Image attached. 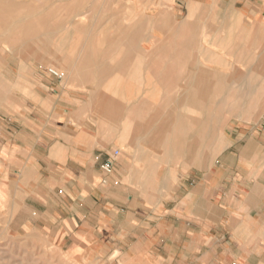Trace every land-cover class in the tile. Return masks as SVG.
<instances>
[{
	"label": "rangeland",
	"instance_id": "1",
	"mask_svg": "<svg viewBox=\"0 0 264 264\" xmlns=\"http://www.w3.org/2000/svg\"><path fill=\"white\" fill-rule=\"evenodd\" d=\"M196 1L0 0V264H159L153 252L126 261L119 248L92 251L68 237L61 240L49 224L54 202L43 194L50 172L40 163L29 170L32 156L24 147L39 124L108 135L105 157L119 148L118 159L127 157L143 183L136 189L150 196L166 168H173L176 181L177 173L192 172L197 186L201 171L210 174L224 148L245 146L251 127L264 117L262 85L248 83L243 68L228 76L213 71L223 63L209 40L213 10L200 9ZM81 13L86 21L76 20ZM68 19L73 25L61 30ZM140 26L145 37L129 48ZM47 66L59 68L63 80L48 75ZM197 74L204 79L198 81ZM193 85L229 88L205 93L207 103L215 98L229 106H196L188 96ZM200 126L205 150H197ZM119 129L125 135L118 137ZM131 137L138 150L129 147ZM69 174L55 171L63 183L69 184ZM120 183L115 167L109 194L117 195L113 186ZM60 188L61 196L69 194L64 184ZM235 188L236 197L245 195ZM216 191H206L209 207L221 205Z\"/></svg>",
	"mask_w": 264,
	"mask_h": 264
},
{
	"label": "crops",
	"instance_id": "2",
	"mask_svg": "<svg viewBox=\"0 0 264 264\" xmlns=\"http://www.w3.org/2000/svg\"><path fill=\"white\" fill-rule=\"evenodd\" d=\"M196 2L200 9L213 10V19L207 22L213 37L208 36L223 62L213 71L228 76L245 69L244 74L257 77L253 79L255 87L262 85L264 101V0ZM201 70L205 72L204 67H198L197 71ZM202 89L193 85L188 92L196 106L219 104L215 98L214 103H207ZM29 123L35 130V121ZM199 130L197 150H205L204 127ZM118 133V137L125 135L121 129ZM28 135L24 149L32 156L29 170L40 163L51 175L43 194L48 203L54 202L49 224L61 240L68 237L92 251L119 248L126 261L153 252L159 264H264V117L251 127L245 146L224 148L211 173L201 171L197 186L190 180L192 172L177 173L176 181L173 168H166L159 190L150 196L136 189L143 183L134 165L127 164V157L116 161L121 183L113 186L117 195L109 194L112 188L102 182L99 166L108 135L78 130L64 133L44 124ZM129 147L138 150L132 137ZM242 151L248 155L244 157ZM57 170L70 172L69 184L62 182L61 175L55 176ZM239 170L243 174L238 176ZM63 184L69 194L61 196ZM209 186L220 194V206L213 202L209 207ZM50 187L58 188L59 193ZM235 187H241L245 195L236 197ZM190 202L196 205L190 207Z\"/></svg>",
	"mask_w": 264,
	"mask_h": 264
},
{
	"label": "bare ground",
	"instance_id": "3",
	"mask_svg": "<svg viewBox=\"0 0 264 264\" xmlns=\"http://www.w3.org/2000/svg\"><path fill=\"white\" fill-rule=\"evenodd\" d=\"M113 2V1H112ZM121 4V3H120ZM7 5H9V4H7ZM16 5V4H15ZM15 5H14V3H12V4H10V7L11 8H14L15 7ZM118 5V4H117ZM112 6V5H111ZM9 8V7H8ZM197 8V7H196ZM112 9V8H111ZM112 12H113V10H112ZM115 13V12H114ZM116 14V13H115ZM132 15V14H131ZM137 15V14H136ZM77 21H86L87 20V15L85 14V13H81V14H77ZM144 16V15H143ZM145 20V19H144ZM166 20V19H165ZM133 21V20H132ZM146 21V20H145ZM140 22H142V21H140ZM139 23V22H138ZM67 24H69V25H67ZM70 25H73V20L72 19H68L67 21H65L64 23H61V30H63V29H69V27H70ZM140 25H142V23H140ZM138 26V25H137ZM135 27V26H134ZM164 27V26H163ZM169 27V26H168ZM183 27V26H182ZM25 28H27V30L30 32L32 29H31V25L30 24H27V25H25ZM143 27H139L137 30L135 29V30H133L136 34H135V36L133 37V43H131V42H129V48H131V47H135L133 44H136V47H138V43L139 42H141L140 41V39H143V37H145L144 36V34L146 33H144V30L142 29ZM133 29V28H132ZM148 29V28H147ZM152 29H154V28H152ZM164 29V28H163ZM129 30V29H128ZM149 30V29H148ZM147 30V31H148ZM51 31V30H50ZM52 32V31H51ZM130 32V31H129ZM53 33V32H52ZM127 33H128V31H127ZM133 33V32H132ZM126 35V34H125ZM164 35V34H163ZM170 39H168V41H169ZM167 43V42H166ZM160 44V43H159ZM144 45H147V44H144ZM163 45V44H162ZM158 46V45H157ZM164 46V45H163ZM128 47V46H127ZM157 48V47H156ZM145 51L144 52H148V55L149 56H151V51H150V49H149V47L148 46H145ZM155 51H156V49H155ZM157 52V51H156ZM156 52L154 53V55L156 54ZM146 56V55H145ZM262 65V64H261ZM115 68H116V66H115ZM256 73V72H255ZM258 74V73H257ZM263 75V74H262ZM257 78V77H256ZM256 78H254V75H248V83H254V81H253V79H256ZM204 79V77H203V74H197V80L198 81H200V80H203ZM245 79L247 80V76L245 77ZM231 81V80H230ZM230 81H227V82H230ZM203 88V89H202ZM201 89L202 90H204L205 91V93L207 94V93H210V92H212L213 91V94L214 93H218V92H220V90H225V91H227L228 92V90H229V88H227V87H218V88H211V87H208V88H205V85H203L202 87H201ZM233 89V88H232ZM208 90V91H207ZM109 97V96H108ZM229 98V97H228ZM226 96L224 97V98H221V100H227L228 99ZM108 99V98H107ZM221 103V104H220ZM220 103L218 104V105H216V106H229V104L228 103H222V101H220ZM241 105H243V104H240V103H233V104H231L230 106H241ZM215 106V105H214ZM214 145V144H213ZM217 147H220V146H217ZM222 147V146H221Z\"/></svg>",
	"mask_w": 264,
	"mask_h": 264
},
{
	"label": "built area",
	"instance_id": "4",
	"mask_svg": "<svg viewBox=\"0 0 264 264\" xmlns=\"http://www.w3.org/2000/svg\"><path fill=\"white\" fill-rule=\"evenodd\" d=\"M46 72L51 77L56 80L62 81L64 78V73L55 66H47ZM121 155V150L119 148L112 149L106 157L100 162V170L102 172V182L104 184H109L111 182V178L115 171V164L118 158ZM231 264H238L237 262H233Z\"/></svg>",
	"mask_w": 264,
	"mask_h": 264
}]
</instances>
